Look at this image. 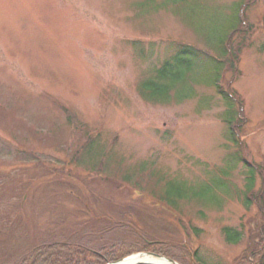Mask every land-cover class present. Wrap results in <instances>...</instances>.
I'll list each match as a JSON object with an SVG mask.
<instances>
[{
	"label": "rangeland",
	"instance_id": "374dc122",
	"mask_svg": "<svg viewBox=\"0 0 264 264\" xmlns=\"http://www.w3.org/2000/svg\"><path fill=\"white\" fill-rule=\"evenodd\" d=\"M179 73L166 102L144 94ZM142 238L199 264L264 255V0H0V264Z\"/></svg>",
	"mask_w": 264,
	"mask_h": 264
},
{
	"label": "trees",
	"instance_id": "16d2710c",
	"mask_svg": "<svg viewBox=\"0 0 264 264\" xmlns=\"http://www.w3.org/2000/svg\"><path fill=\"white\" fill-rule=\"evenodd\" d=\"M240 17V25L242 24ZM236 30V29H235ZM234 30V31H235ZM184 55H195L196 49L191 46L183 45ZM225 56H227L225 54ZM236 58V56H233ZM180 67H184L182 62L178 64ZM166 71L171 68L170 64L166 65ZM222 70L219 71L217 80L215 83V90L218 95L223 99L227 106V112L234 108L235 104L242 106V103L236 98V95L231 91H225L222 87ZM181 74L169 75L161 74L157 75L142 85V90L146 97L152 101L166 102L170 98L172 88L164 85L171 77L179 78ZM235 103V104H234ZM241 109V108H240ZM237 115L242 116V112L236 113L234 120H226L227 124L230 125V129L233 137L235 138V144H240L236 140V133L239 127V124L236 122ZM234 140V139H233ZM249 170H251L252 178L247 174L246 184V196L251 193L255 185V172L260 171L261 169L255 165H250L246 163ZM166 200L170 201L169 198ZM251 202L247 200L246 206H249ZM175 205V204H174ZM225 235L227 240L231 244H237L241 240V234L233 229H226ZM192 251V252H191ZM188 250L184 245L176 239L169 240H157L150 241L148 239H141L136 243V247H131L129 250L126 249V245L123 243H118L108 247L106 244H97L95 248L91 249L83 245L63 242V241H50L42 243L35 248H33L19 264H110L118 262L124 258H127L133 254L137 253H152L160 256H164L180 264H192L193 261L196 264L199 262L196 260L198 254L193 249ZM259 264H264V255L259 260Z\"/></svg>",
	"mask_w": 264,
	"mask_h": 264
},
{
	"label": "water",
	"instance_id": "95a60500",
	"mask_svg": "<svg viewBox=\"0 0 264 264\" xmlns=\"http://www.w3.org/2000/svg\"><path fill=\"white\" fill-rule=\"evenodd\" d=\"M146 258H152V259H158V260H165L167 261L169 264H180L174 260H171L169 258L160 256V255H156V254H152V253H139V254H134L131 255L127 258H124L118 262L115 263H111V264H158V263H153V262H149V261H143V259ZM193 264H196L193 261Z\"/></svg>",
	"mask_w": 264,
	"mask_h": 264
},
{
	"label": "bare ground",
	"instance_id": "6f19581e",
	"mask_svg": "<svg viewBox=\"0 0 264 264\" xmlns=\"http://www.w3.org/2000/svg\"><path fill=\"white\" fill-rule=\"evenodd\" d=\"M143 261H149V262L158 263V264H169L165 260H158V259H152V258H146V259L144 258Z\"/></svg>",
	"mask_w": 264,
	"mask_h": 264
}]
</instances>
